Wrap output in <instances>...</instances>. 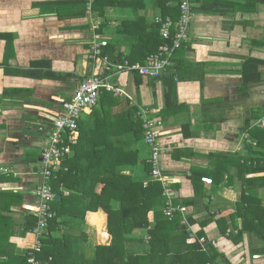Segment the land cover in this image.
I'll return each instance as SVG.
<instances>
[{
	"label": "crops",
	"instance_id": "crops-1",
	"mask_svg": "<svg viewBox=\"0 0 264 264\" xmlns=\"http://www.w3.org/2000/svg\"><path fill=\"white\" fill-rule=\"evenodd\" d=\"M77 1L82 0H0V35L9 37L0 39V169L5 170L0 171V176L6 179L0 183V244L16 246L17 253H23L33 242L31 235L21 236V231L26 216L35 213L34 190L39 182L41 152L48 143L50 117L61 111L62 102L72 98L80 80L101 73L102 69L87 59L93 20L98 18L87 15L82 18L66 13L65 7L58 11L54 6ZM121 14L112 11L107 16L109 33L117 29L116 20H120ZM193 18L195 23L189 29L186 43L190 51L185 58L191 64L203 65L193 69L198 75L193 76L196 80L177 84L179 106L166 113L164 121L157 116L164 105L161 83H156L152 90L144 78L137 93L133 75L120 74L115 81L133 97V103L140 104L150 118L161 124L164 135L159 142V168L170 188L171 199L178 202L194 198L191 171L209 173L213 169L210 155L241 153L246 119L252 111L260 110L264 116V66L263 84L249 88L246 94L240 92L239 72L244 58L264 61V47L251 44L263 37L264 5L244 18L250 26H235L232 31L223 30L222 17L193 15ZM240 18L236 16L237 21ZM112 27L115 29L111 30ZM127 50L124 44L122 51ZM50 72L70 77L52 80L45 77ZM199 77H203L202 83ZM141 146L140 158L150 159V148L144 139ZM179 153H187L189 157L178 158ZM135 172L140 176L141 167ZM89 175L101 176L98 172ZM230 175L234 177L230 182L226 175L217 186L204 184V198L195 206L185 207L181 222L192 218L195 222L189 226L190 232L195 237L203 232L202 237L231 264H264V255L250 253L248 239L235 244L228 239L230 233L221 234L219 220L235 212L240 198L234 168ZM90 187L87 182L86 190ZM101 190L102 184H95L94 193L100 194ZM59 193L62 199L68 196L61 185ZM55 196L61 199L58 194ZM82 209L83 205L73 204L65 211L82 212ZM203 221L208 223L201 229ZM80 230L78 234H83L80 236L88 258L93 256L95 246L110 245L107 217L101 210L86 213ZM147 230L134 232L133 238H147Z\"/></svg>",
	"mask_w": 264,
	"mask_h": 264
},
{
	"label": "trees",
	"instance_id": "trees-1",
	"mask_svg": "<svg viewBox=\"0 0 264 264\" xmlns=\"http://www.w3.org/2000/svg\"><path fill=\"white\" fill-rule=\"evenodd\" d=\"M190 1L193 15L224 18V31H232L235 26H250L251 23L244 18L256 13L264 5V0ZM178 4L179 0H151L150 6L162 17L170 16L176 21ZM87 5L88 1L82 0L54 6L58 11L65 7L63 11L66 13H75L83 18L86 16ZM148 9V0H92L91 12L101 20L99 33L107 27V15L110 12L123 11L124 17L130 15L129 18L119 20L113 36L109 42L106 40L108 45L103 49V55L110 62L143 64L149 55L158 50L162 40ZM236 16H240V20L237 21ZM1 38L9 37L0 35ZM186 43H182L174 51L173 65L168 73L156 79L145 78L152 90L156 83L162 85L164 105L157 116L163 121L166 113L179 106L177 84L196 80L193 76L198 75L194 74L193 69L203 65L191 64L185 58V54L190 51ZM124 44L128 48L126 52L122 51ZM251 44L264 47V29L263 37L251 41ZM263 66L264 61L242 59L239 70L241 93L246 94L249 88L263 84ZM102 70L109 73L107 69ZM45 77L55 80L70 75L50 72ZM199 78L202 83L203 77ZM133 79L138 93L144 77L134 74ZM139 105L131 104L127 98H117L101 91L91 113L83 114L78 120L79 139L72 147V156L61 160L62 170L51 179L53 192L61 199L54 200L51 205L55 217L48 223L41 252L37 255L42 264H231L211 242L202 237L203 232L196 237L190 232L189 226L195 222L192 218H188L186 224H183L182 213L179 211L172 218L164 215L167 199L163 195L162 184L151 179L149 159L140 158L144 133L143 121L137 115ZM180 108L189 109L185 106ZM262 115L260 110L252 111L246 119L244 134H247L248 140L243 142L241 153L210 155L213 169L209 173L198 169L191 171L190 180L195 194L193 199L182 202L171 199L174 207L195 206L204 198V183L201 182L203 176L212 178V184L208 186H217L226 175L228 182L232 181L234 177L230 172L234 168L240 183V198L235 204V212L227 219H220L218 225L221 234L225 235L230 231L228 239L235 244L242 242L244 238L248 239L252 255H264V127L255 126L264 117ZM177 157L187 158L189 155L179 153ZM139 167L142 169V177L135 172ZM89 172H98L101 176L96 178L89 175ZM5 180L0 176V183ZM144 181L148 182L146 187L143 185ZM87 182L91 185L89 190H86ZM98 183L102 184L100 194L93 191ZM60 185L68 192L64 199L59 193ZM73 204L83 205L82 212H66ZM98 210L107 217V233L111 242L108 247L95 246L93 257L88 258L81 238L83 234L80 236L78 233L85 222L86 213ZM150 214L153 217H149ZM149 220H152V224ZM35 222V213L26 216L21 236L31 235ZM207 223L208 221L201 222V229ZM146 230L147 238H133L134 232ZM201 239L204 241L203 247L199 243ZM14 247L16 248L0 244V264H26L25 251L17 253Z\"/></svg>",
	"mask_w": 264,
	"mask_h": 264
},
{
	"label": "built area",
	"instance_id": "built-area-1",
	"mask_svg": "<svg viewBox=\"0 0 264 264\" xmlns=\"http://www.w3.org/2000/svg\"><path fill=\"white\" fill-rule=\"evenodd\" d=\"M87 1L86 15L93 16L91 12L92 0ZM178 5L179 14L176 21H173L170 16L162 17L159 12L153 15V23L158 26L162 44L154 54L146 58L143 64L130 65L128 62L122 64L110 62L109 58L103 55V49L107 47L108 42L98 32L100 28L99 23H97L98 20H93L94 24L92 26L91 41L88 45L87 59L96 65V68L107 69L109 73L106 74L101 69V73L95 72L91 76L85 77L77 84L72 98L62 102L61 111L50 117L51 128L47 138L48 143L41 152L39 182L34 190V196L37 200L34 211L36 222L33 231H31L33 242L31 245H27L25 250L26 264H42L37 259V255L41 252L42 239L46 235L48 223L55 217V213L51 209V205L55 200L51 179L55 178L56 174L62 170L61 160L69 157L72 154V147L77 144L79 139L78 120L83 114L91 113L92 108L98 102L101 91L110 93L117 98H127L131 104L133 103V97L121 85L115 83L118 75L137 74L144 78L156 79L168 73L169 68L173 65L172 57L174 51L179 49L182 43L188 41V32L193 18L190 0H179ZM137 115L143 121L144 143L150 148L151 157L149 163L152 167L150 177L152 180L162 184L163 195L167 199L164 215L172 218L177 211L185 213V208L172 205L170 188L161 176L159 168L161 147L159 142L164 135L161 130V124L157 119L150 118L148 111L145 109L140 108ZM255 126L263 128L264 117L259 119ZM242 139L247 141V134H244ZM0 171L4 172L5 170L0 169ZM201 182L206 185L212 184L211 179L208 177H202ZM147 183L146 181L143 185L146 187ZM182 223L186 224L185 220ZM229 233L227 231V234ZM199 243L203 247V239Z\"/></svg>",
	"mask_w": 264,
	"mask_h": 264
},
{
	"label": "rangeland",
	"instance_id": "rangeland-1",
	"mask_svg": "<svg viewBox=\"0 0 264 264\" xmlns=\"http://www.w3.org/2000/svg\"><path fill=\"white\" fill-rule=\"evenodd\" d=\"M151 0H148V12H149V15L150 16H153V15H156L157 14V12L156 11H154V10H152V8H151ZM119 12H121L122 14H121V16H120V20H123V19H125V18H129L130 17V15H127L126 17H124L125 15V13L123 12V11H119ZM108 17H110V14H108L107 15ZM116 20V19H115ZM118 23H119V21L118 20H116ZM97 23H99V25L101 24V20L100 19H98V21H97ZM194 23H195V19L194 18H192V20H191V24H190V28H191V25H192V27H193V25H194ZM115 28L114 27H112L111 28V30H114ZM113 31L111 32V33H109V31H108V27H106V29H104L103 31H102V33H99L100 35H101V37L102 38H104V39H106V40H110V38L113 36ZM126 45V44H125ZM125 90V89H124ZM83 116V115H82ZM81 116V117H82ZM139 251V250H138ZM93 257V256H92Z\"/></svg>",
	"mask_w": 264,
	"mask_h": 264
},
{
	"label": "water",
	"instance_id": "water-1",
	"mask_svg": "<svg viewBox=\"0 0 264 264\" xmlns=\"http://www.w3.org/2000/svg\"><path fill=\"white\" fill-rule=\"evenodd\" d=\"M58 198H59L58 196H55V198H54V199H55V200H57Z\"/></svg>",
	"mask_w": 264,
	"mask_h": 264
}]
</instances>
